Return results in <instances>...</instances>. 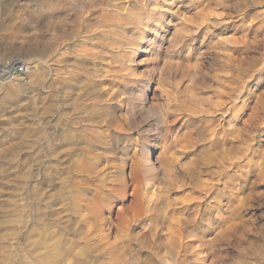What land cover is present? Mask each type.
I'll return each mask as SVG.
<instances>
[{
  "label": "rangeland",
  "instance_id": "rangeland-1",
  "mask_svg": "<svg viewBox=\"0 0 264 264\" xmlns=\"http://www.w3.org/2000/svg\"><path fill=\"white\" fill-rule=\"evenodd\" d=\"M11 63L0 209L26 199L55 264H264V0H0ZM111 94L126 133L68 144Z\"/></svg>",
  "mask_w": 264,
  "mask_h": 264
},
{
  "label": "bare ground",
  "instance_id": "bare-ground-1",
  "mask_svg": "<svg viewBox=\"0 0 264 264\" xmlns=\"http://www.w3.org/2000/svg\"><path fill=\"white\" fill-rule=\"evenodd\" d=\"M109 2H113L115 3L116 0H109ZM113 8L117 9V7L114 5ZM121 17V16H119ZM118 17V18H119ZM114 15H108V17L106 18V21L108 20V22L111 25H115V26H121L118 25L120 24V22H113ZM121 20V18H119ZM64 79V78H63ZM1 82L3 83H7L9 81H12L11 79H0ZM5 80V81H3ZM65 80V79H64ZM62 80V81H64ZM69 81V80H68ZM68 81L66 84H68ZM73 81V80H72ZM65 82V81H64ZM65 84V83H64ZM63 84V86H64ZM70 84V83H69ZM67 86V85H66ZM54 89V88H53ZM64 89V88H63ZM53 91V90H52ZM113 96L114 94H111L108 96V99L104 100V97H102V101H104V106L102 108V110L96 109V105L92 106L90 109L87 108V106L84 108H82L81 113H83V115H85L84 117H87V120L94 125L95 127V131H90L89 130H79L78 132L70 130V129H65L64 132V136L68 139V144H72L73 141L71 139L76 138L78 136H80L81 139L83 140V144H84V148L88 151L89 149H91V141L93 139H100L103 137L104 133L102 131H100L101 129V125L100 122L103 121L104 126L107 129H110L111 131H113V133H120V134H125L126 132L124 131V129H120L119 126H114L115 124V119L114 117H112V115H109V111H111L112 106H111V101L113 100ZM13 97V96H12ZM96 100V99H95ZM101 100V99H100ZM99 100V101H100ZM98 101V102H99ZM114 101V100H113ZM97 102V101H96ZM51 105V104H50ZM93 105V104H92ZM52 107V105H51ZM50 112V111H49ZM80 112H78L79 114ZM51 114V113H50ZM97 115L98 120H101L100 118H102L101 121H97V120H92V117H88L89 115ZM81 115V114H80ZM93 115V117H94ZM53 117V116H52ZM51 117V118H52ZM107 117V118H106ZM90 118V119H89ZM95 118V117H94ZM105 118V119H104ZM87 121V122H88ZM94 121V122H93ZM122 121V120H121ZM99 125L101 127H99ZM55 132V131H54ZM53 132V133H54ZM56 133V132H55ZM52 136V135H50ZM56 136V135H55ZM92 136V138H91ZM53 137V136H52ZM65 137H64V141H65ZM56 138V137H55ZM54 138V139H55ZM58 139V137H57ZM55 141V140H54ZM66 142V141H65ZM56 143V142H55ZM62 143V142H61ZM64 143V142H63ZM85 158V156H84ZM86 158L89 160L90 155H86ZM81 188V187H80ZM21 203L19 206H12V208L10 209L8 206V208L10 210H8V212L6 213L5 211H7L6 208H3L6 214H4L0 209V264H13L15 262L14 258L17 259L21 264H55V257L53 255V252L55 251L53 244L50 243V240L53 237H57V233L56 232H52L51 229L48 231V229L45 227H37L32 220L31 214L30 212L27 211V209H30V205L29 203L26 201V199L21 198L20 199ZM78 204V203H77ZM13 205V204H12ZM1 206V204H0ZM3 206V205H2ZM1 206V207H2ZM87 206V205H86ZM50 207V206H49ZM81 207V206H80ZM89 207V206H88ZM91 207V206H90ZM79 209V207H77ZM86 208V207H85ZM92 209V207H91ZM31 210V209H30ZM87 210V209H86ZM32 216L34 217V210H32ZM40 212V211H39ZM37 213V212H35ZM42 214V212H40ZM95 212L92 215V217L94 218L95 216ZM52 215V214H51ZM38 216H41L40 214ZM36 216V217H38ZM44 217V214L42 215ZM47 216V214H46ZM54 216V215H53ZM56 216V215H55ZM29 217H31V227L28 228L29 226ZM42 217V218H43ZM51 217V216H50ZM41 218V219H42ZM88 219V218H87ZM44 220V219H43ZM58 220V219H57ZM37 221V220H36ZM54 221V220H53ZM42 222V221H41ZM48 222V221H47ZM50 222V221H49ZM57 222V221H56ZM88 222V221H86ZM85 222V223H86ZM46 223V221H45ZM34 224V225H33ZM49 224V223H48ZM54 224V223H53ZM58 224V223H57ZM89 224V223H88ZM87 224V225H88ZM44 225V224H43ZM41 224V226H43ZM186 225V224H185ZM40 226V225H39ZM60 226V225H59ZM54 227L51 226V228ZM56 228V227H54ZM57 229V228H56ZM59 232L60 229L58 228ZM63 231V230H62ZM34 232V235L32 234ZM23 233H25L23 235ZM61 234V233H60ZM33 236V237H32ZM21 238L23 240H21ZM35 238V239H34ZM58 238H60V236H58ZM32 239V240H31ZM53 240V239H52ZM57 240V239H56ZM61 240V239H60ZM59 240V241H60ZM52 244V245H51ZM23 245L24 248H23ZM26 246L29 248V253L25 254L24 249L26 248ZM20 247L23 248V250L21 249V256L16 254L17 249L19 250ZM56 252V251H55ZM58 253V252H57ZM62 253V252H61ZM55 254V253H54ZM80 254V253H79ZM60 255V254H59ZM76 255V254H75ZM76 256H79L78 254ZM84 256V255H83ZM60 257V256H59ZM82 257V253L81 256ZM85 257V256H84ZM77 258V257H76ZM87 259V258H85ZM83 260V259H82ZM18 262V263H19ZM76 263H82V262H78V260H76ZM75 263V264H76ZM17 264V263H16ZM84 264V263H83Z\"/></svg>",
  "mask_w": 264,
  "mask_h": 264
},
{
  "label": "built area",
  "instance_id": "built-area-1",
  "mask_svg": "<svg viewBox=\"0 0 264 264\" xmlns=\"http://www.w3.org/2000/svg\"><path fill=\"white\" fill-rule=\"evenodd\" d=\"M28 67L21 63H11L0 68V78L16 79L17 76L27 74Z\"/></svg>",
  "mask_w": 264,
  "mask_h": 264
}]
</instances>
